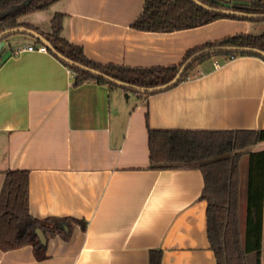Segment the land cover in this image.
Segmentation results:
<instances>
[{"label":"crops","instance_id":"obj_1","mask_svg":"<svg viewBox=\"0 0 264 264\" xmlns=\"http://www.w3.org/2000/svg\"><path fill=\"white\" fill-rule=\"evenodd\" d=\"M144 4L59 0L21 20L49 32L54 15L65 13L63 36L88 57L132 67L179 64L209 41L264 33V21L237 19L141 31L132 24ZM32 14L37 18L28 20ZM26 36L5 39L0 54V195L6 170L28 169L34 217H74L88 225H75L68 240L50 238L47 259H37L29 245L0 249V264H150L152 249L163 251V264H217L203 173L152 169L149 128L264 129V59L212 57L178 86L133 98L97 81L75 86L55 54L26 49L40 45ZM254 150H264V141ZM242 192L247 208L246 183Z\"/></svg>","mask_w":264,"mask_h":264},{"label":"trees","instance_id":"obj_2","mask_svg":"<svg viewBox=\"0 0 264 264\" xmlns=\"http://www.w3.org/2000/svg\"><path fill=\"white\" fill-rule=\"evenodd\" d=\"M57 1L59 0H0V33L19 26L35 29L50 41L58 52L71 60L140 87H153L171 81L194 54L204 49L216 46H251L264 50V33H237L190 49L179 64L153 67L103 64L88 57L83 46L63 36L65 13L58 12L54 15L49 32L41 31L21 20L22 16L48 9ZM199 1L208 7L201 6L193 0H145L143 12L132 26L141 31L175 32L203 26L220 19L264 21V19H250L218 11L233 9L246 13L264 14V0ZM36 42L43 44L41 40L36 39ZM217 56H223L226 59L257 56L264 59L263 56L252 52L208 53L189 64L175 86L193 78L201 64ZM60 60L72 72L75 86L97 81L108 85L111 89L122 88L127 92L132 91L147 97L157 94L120 86ZM3 62L0 56V65ZM263 141L264 129L163 130L149 128L152 169L197 168L202 171L205 186L201 197L208 203V239L216 255L217 264H263L264 262V150H254V147ZM245 157H248L249 167L246 181V226L243 233L241 162ZM5 173L6 179L0 195V249L9 251L31 245L36 258L44 260L48 258L47 243L50 238L60 235L68 240L75 225L80 224L83 229L87 228L88 223L85 219L34 217L30 213L29 206L30 171L8 169ZM37 229H41L46 235V244L41 242ZM150 264H163L162 250H151Z\"/></svg>","mask_w":264,"mask_h":264},{"label":"water","instance_id":"obj_3","mask_svg":"<svg viewBox=\"0 0 264 264\" xmlns=\"http://www.w3.org/2000/svg\"><path fill=\"white\" fill-rule=\"evenodd\" d=\"M194 2H196L197 4L204 6V7H208L207 5H205L204 3H202L199 0H193ZM218 11L226 13V14H230V15H237V16H242V17H246V18H250V19H264V14H256V13H246V12H242V11H238V10H233V9H219ZM25 33L28 34L34 38H36L37 40H41L42 43L47 46V48L56 56H58L60 59L66 61L67 63H70L72 65L77 66L78 68H81L85 71H88L92 74L101 76L105 79H107L108 81L114 82L120 86H126V87H131L132 89H135L137 91H142V92H148V93H158V92H162L165 90H168L172 87H174L182 78L184 72L186 71L187 67L189 66V64H191L194 60H196L197 58L208 54V53H212V52H217V51H237V52H252V53H256L259 54L261 56L264 57V50H261L259 48L256 47H251V46H216L213 48H208V49H204L201 50L199 52H197L196 54H194L179 70V72L177 73V75L169 82L163 84V85H158V86H153V87H140V86H136V85H132L126 82H123L121 80L115 79L97 69L91 68L87 65L75 62L73 60H71L70 58L64 56L63 54H61L60 52H58L53 45L50 43V41H48L41 33H39L38 31H36L35 29L32 28H28L26 26H19V27H15V28H11V29H7L5 31H3L2 33H0V54L2 52V50L5 48L6 46V42H5V37L11 34H15V33ZM37 234L41 240L42 243L46 244L47 243V238L46 235L44 234V232L41 229H37Z\"/></svg>","mask_w":264,"mask_h":264},{"label":"rangeland","instance_id":"obj_4","mask_svg":"<svg viewBox=\"0 0 264 264\" xmlns=\"http://www.w3.org/2000/svg\"><path fill=\"white\" fill-rule=\"evenodd\" d=\"M240 1H250V0H240ZM56 8H58V6H56ZM37 18L36 14H32V16H30L28 18V20L30 19H34V18ZM44 21L41 20V24L44 25ZM14 35H17V37H28L26 36L27 34H24V33H21V32H18ZM135 92H132V91H128L126 93V97H128L129 95H132V97L135 95L134 94ZM134 98V97H133ZM257 148H255L256 150ZM248 157H245L242 162H241V175H242V187H244L246 181H247V176H248ZM246 208H245V205H244V201H243V197H242V202H241V224H242V232L245 233V226H246ZM264 264V262H263Z\"/></svg>","mask_w":264,"mask_h":264},{"label":"built area","instance_id":"obj_5","mask_svg":"<svg viewBox=\"0 0 264 264\" xmlns=\"http://www.w3.org/2000/svg\"><path fill=\"white\" fill-rule=\"evenodd\" d=\"M26 49L27 50H30V51H44V52L49 51V49L47 48V46H45L44 44H40L38 46L30 45ZM20 51H22V50H18V52H20Z\"/></svg>","mask_w":264,"mask_h":264}]
</instances>
